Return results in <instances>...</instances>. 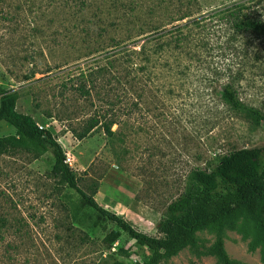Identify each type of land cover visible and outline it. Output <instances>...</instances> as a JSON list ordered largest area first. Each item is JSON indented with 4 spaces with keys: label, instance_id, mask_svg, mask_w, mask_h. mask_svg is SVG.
<instances>
[{
    "label": "rangeland",
    "instance_id": "rangeland-1",
    "mask_svg": "<svg viewBox=\"0 0 264 264\" xmlns=\"http://www.w3.org/2000/svg\"><path fill=\"white\" fill-rule=\"evenodd\" d=\"M264 22V0H0V87L48 129L79 188L131 226L156 235L192 169L264 148V126L221 99L232 85L264 114V36L231 28L228 12ZM231 22V21H230ZM86 85L90 95L74 89ZM91 118L99 124L78 140ZM99 127V128H98ZM15 134L0 121V138ZM50 153L0 156V264H137L146 248L50 175ZM239 219L229 259L264 264V236ZM215 230L160 264H217Z\"/></svg>",
    "mask_w": 264,
    "mask_h": 264
},
{
    "label": "trees",
    "instance_id": "trees-1",
    "mask_svg": "<svg viewBox=\"0 0 264 264\" xmlns=\"http://www.w3.org/2000/svg\"><path fill=\"white\" fill-rule=\"evenodd\" d=\"M231 11L228 17L232 29L264 36V22L241 16L240 11ZM74 91L82 98L90 95L84 84ZM221 99L231 109L244 113L255 125L264 126V114L242 104L232 85L223 86ZM17 100L16 92L0 87V121L15 130L14 135L0 138V156L21 148L35 152L36 157L50 153L54 160L50 175L77 193L89 209L119 229L109 233L110 243H114L122 232L148 250L147 259L137 264H160L186 247L195 248V234L204 229L216 231L217 237L209 253L217 259V264H240L229 259L224 250V231L232 229L235 222L242 219L253 222L258 234L264 236L263 147L234 150L205 169H192L186 177L182 193L166 206L165 214L156 226V235H148L99 206L92 196L79 188V180L65 163L60 144L48 129L40 127L31 116L16 110ZM113 123L111 120L101 122L100 118H91L76 138L82 140L99 124L105 133L113 135L110 130ZM113 264L124 262L115 261Z\"/></svg>",
    "mask_w": 264,
    "mask_h": 264
},
{
    "label": "built area",
    "instance_id": "built-area-1",
    "mask_svg": "<svg viewBox=\"0 0 264 264\" xmlns=\"http://www.w3.org/2000/svg\"><path fill=\"white\" fill-rule=\"evenodd\" d=\"M73 160V158H71L68 154H65V163L69 166V167H71L72 166V161Z\"/></svg>",
    "mask_w": 264,
    "mask_h": 264
}]
</instances>
